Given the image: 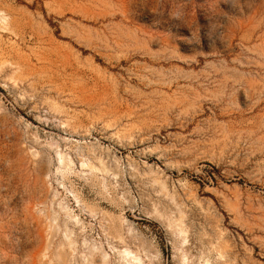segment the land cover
Listing matches in <instances>:
<instances>
[{
	"label": "rangeland",
	"instance_id": "374dc122",
	"mask_svg": "<svg viewBox=\"0 0 264 264\" xmlns=\"http://www.w3.org/2000/svg\"><path fill=\"white\" fill-rule=\"evenodd\" d=\"M0 10V264H264V0Z\"/></svg>",
	"mask_w": 264,
	"mask_h": 264
},
{
	"label": "bare ground",
	"instance_id": "6f19581e",
	"mask_svg": "<svg viewBox=\"0 0 264 264\" xmlns=\"http://www.w3.org/2000/svg\"><path fill=\"white\" fill-rule=\"evenodd\" d=\"M6 22H7V17H5V15H4V13L0 10V23H4V24H6ZM1 25V24H0ZM4 26V25H3ZM61 158H63V157H61ZM63 160V161H62ZM61 161H62V165H64L63 166V168H64V171H65V174H66V171L68 172V171H70L71 170V167L64 161V159H62ZM86 165L87 164H83V166L84 167H86ZM92 165V164H91ZM91 165H89V167L91 166ZM92 167H95V166H92ZM97 168V167H96ZM95 168V169H96ZM62 169V168H61ZM66 169V170H65ZM92 170H93V168H92ZM63 170H61V172H62ZM63 171V172H64ZM96 171H98L97 169H96ZM63 172H62V174H63ZM71 172V171H70ZM68 174V173H67ZM63 176H64V174H63ZM66 176V175H65ZM126 254H127V256L131 259V264H143V261H142V259L140 258V257H138L137 255H135L132 251H130V250H126Z\"/></svg>",
	"mask_w": 264,
	"mask_h": 264
}]
</instances>
